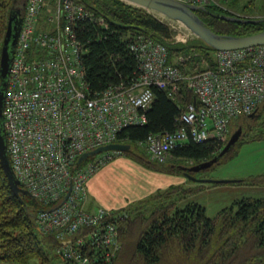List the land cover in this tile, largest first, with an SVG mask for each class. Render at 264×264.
I'll list each match as a JSON object with an SVG mask.
<instances>
[{
  "label": "built area",
  "instance_id": "built-area-1",
  "mask_svg": "<svg viewBox=\"0 0 264 264\" xmlns=\"http://www.w3.org/2000/svg\"><path fill=\"white\" fill-rule=\"evenodd\" d=\"M82 20L106 25L75 0H26L7 77L3 127L14 175L39 206L40 231L54 236L68 263L109 264L120 248V216L104 207L88 210L85 201L89 177L119 152H102L84 163L86 158H78L118 142L123 128L144 124L154 86L173 98L180 82L194 100L181 108L180 127L146 136L149 159L163 162L188 140H224L231 121L256 112L264 101V44L215 51L213 66L185 74L168 61L163 43L136 35L128 48L138 59L139 73L91 95L81 63L85 49L74 32Z\"/></svg>",
  "mask_w": 264,
  "mask_h": 264
},
{
  "label": "trees",
  "instance_id": "trees-1",
  "mask_svg": "<svg viewBox=\"0 0 264 264\" xmlns=\"http://www.w3.org/2000/svg\"><path fill=\"white\" fill-rule=\"evenodd\" d=\"M75 1L102 16L106 22V25H101L92 20H82L74 27L85 49L81 63L91 95L109 85L130 81L139 73L138 59L128 48L136 35L163 43L168 50V61L185 74L215 64L214 49L196 37L185 42L175 41L171 26L144 8L122 0ZM25 2L0 0V51L11 7H20L23 11ZM230 10L215 0L204 9L197 10L196 14L209 28L221 34L246 35L264 29V21L239 23L223 18V15H236ZM180 56L183 60L178 59ZM153 94L146 111V122L127 126L118 133V142L130 144V149L118 154L132 157L148 169L174 173L175 169L183 172L180 166L175 167L176 161L198 163L210 159L225 144L228 137L221 141L188 140L173 147L163 162L141 156L143 153L133 148L143 144L150 133L173 131L180 127L181 108L194 100V93L185 82L179 83L173 98L168 96L166 89L156 86ZM263 106L264 101L256 114H260ZM247 120V116H240L231 123L239 125ZM258 139H247L242 135L235 144ZM226 155L227 152L219 161ZM94 156L89 155L82 163ZM241 182L264 184V173L244 178ZM203 187L204 184L195 187L171 185L115 210L120 216L117 221L120 248L109 264H114L120 257L125 258L126 264H163L172 255L181 257L187 264H264V197L235 199L215 216L209 217L201 204L194 200L184 202ZM38 209L32 197L19 198L11 191L0 166L1 261L55 264L54 258L60 255L58 242L53 235L37 229L35 214ZM35 259L38 261L33 262ZM63 264L71 263L63 260Z\"/></svg>",
  "mask_w": 264,
  "mask_h": 264
},
{
  "label": "rangeland",
  "instance_id": "rangeland-1",
  "mask_svg": "<svg viewBox=\"0 0 264 264\" xmlns=\"http://www.w3.org/2000/svg\"><path fill=\"white\" fill-rule=\"evenodd\" d=\"M216 1L224 3L228 6L233 14L239 16L264 17V0H229L230 2H226L225 0ZM156 16L171 26L173 39L175 41L177 40L176 37L178 40H187L186 37L188 36V31L179 26L177 22L159 14H156ZM178 33L179 35H177ZM188 37L189 39L191 38V36ZM263 107H261V109ZM261 109L259 111L260 114H256L254 118L247 120L245 123L247 126L243 128V136L245 135L247 139L259 137L258 140H250L248 142L235 144L232 150L228 151L227 155L217 164L198 173H192V175L213 179H233L242 178L249 173L264 171V110L261 111ZM231 124L232 125L229 127L230 133L227 137H229L230 134L239 127V125L234 122ZM133 149L141 151L143 153L141 156L147 157L146 149L143 144L138 145ZM96 156L97 155H95L94 158ZM194 163L195 162L193 161L179 160L175 162V167L177 168V165L180 167L191 166ZM148 171L149 170L145 168L144 165L142 166V164L134 158L124 154H116L108 158L96 169L95 172L97 173L94 178L92 177V184L94 185V190L101 195L103 199L108 201L116 199L119 200L123 195L128 196L132 193L131 187L134 186V182H143L149 180V178L150 181H153V178L149 175ZM174 171L175 172L172 174V177L179 176L183 180V182L178 185H183L184 187H195L199 184H204L206 185L205 187H209L207 190L201 189L199 192L190 195L184 201L187 202L196 198V200H198L201 204H204L203 207L205 206L206 215L209 217H213L217 214L218 209L221 208L220 205L222 201L229 200L234 196H240L238 198H242L243 196H263L259 194H264V186L261 185L236 182L239 183L238 185H241V187H246L247 189L243 190V193H240V195H237L239 193L236 190H225L228 189L225 184L233 183H220L218 184L219 186H216L217 184L199 183L188 179L183 175V172L178 169H175ZM233 185H235V183ZM57 252L59 253L58 245ZM180 258L181 257L172 255L170 259L167 258L163 264H187ZM37 261L38 259L33 260V262ZM54 262L55 264H63V258L58 254L57 257L54 258ZM4 263L17 264L10 261H4ZM114 264H126V260L124 257H120L119 259H116Z\"/></svg>",
  "mask_w": 264,
  "mask_h": 264
},
{
  "label": "water",
  "instance_id": "water-1",
  "mask_svg": "<svg viewBox=\"0 0 264 264\" xmlns=\"http://www.w3.org/2000/svg\"><path fill=\"white\" fill-rule=\"evenodd\" d=\"M126 3L135 5L146 9L153 14H159L165 18H168L178 25L190 32L192 37H196L203 41L206 45L214 49L219 50H231L241 49L252 46L264 44V29L255 33L246 35H231L221 34L213 31L209 28L203 20L196 14L199 9H204L205 6H199L182 2L180 0H122ZM21 10V9H20ZM18 7H11L8 15L7 27L3 38V43L0 52V166L3 171L4 177L11 191L19 198L22 196H31V194L24 189L18 179L15 177L11 168L9 158L7 155L6 139L3 127V104L5 89L7 84V77L9 73L10 63L12 60L14 47L17 41V37L21 27V18ZM223 18L239 23H254L264 21V17H245L239 15H223ZM14 24V25H13ZM16 24V27H15ZM256 112L248 115L250 118L255 117ZM242 135V128L239 126L234 132L230 134L225 144L219 149V151L210 159H205L201 162L194 163L191 166H181L183 175L188 179L199 183H236L242 179H213L197 177L192 173H198L205 169L210 168L214 164L218 163L220 158L228 152ZM130 149V144L122 142H114L106 145L99 146L91 151L83 153L78 162L82 161L89 155H96L105 151H119L123 152ZM68 195V192L66 196ZM39 230V228H37Z\"/></svg>",
  "mask_w": 264,
  "mask_h": 264
},
{
  "label": "crops",
  "instance_id": "crops-1",
  "mask_svg": "<svg viewBox=\"0 0 264 264\" xmlns=\"http://www.w3.org/2000/svg\"><path fill=\"white\" fill-rule=\"evenodd\" d=\"M145 168H147V167H145ZM148 170H149L148 173L153 178V181H150V178H149V180H146L143 182H141V181L134 182L133 183L134 186L131 187L132 193L130 195H128V196L123 195L121 197V199H119V200L116 199L113 201H111V200L108 201L106 199H103L102 196L99 195L94 190L95 188H94V185L92 183H93V178L96 176L97 172L93 173L89 177V179L87 180V198L85 201V208L88 210H94L97 207H104V208L110 209V210L120 209L122 207H125L127 204H129L131 202L140 200V199L147 197L148 195L155 193L159 190L166 189L167 187H169L171 185H175V184H179V183L183 182L182 178L179 176H176V177L173 176L172 177L173 173L160 172V171H155V170H151V169H148ZM261 173H264V171L258 172V173H249V174L243 176L242 178H237V179H244V178H248L250 176L261 174ZM234 177H240V176H234ZM233 184H225L226 188H228L225 190H233V191L236 190L239 193L237 195H240V193H243V190H247L246 187L244 188V187H241V185H238L239 183H235V185H233ZM246 184H242V185H246ZM216 186H219V185L217 184ZM261 186H264V184H261ZM211 188H216V187H211ZM203 189L207 190V189H209V187H203ZM251 195H256V194H251ZM259 195H263V196L256 195V196H243V197H264V194H259ZM238 197H240V196H234L233 198H230L229 200L222 201L221 205H220L221 208H219L218 211L220 209H222L223 207L231 204V202L235 199H238ZM193 199L195 202L200 203L198 200H196V198H193ZM201 205L203 206L204 204H201ZM204 208H205V206H204ZM205 211H206V209H205ZM0 264H6V263H4V261L0 260Z\"/></svg>",
  "mask_w": 264,
  "mask_h": 264
},
{
  "label": "flooded vegetation",
  "instance_id": "flooded-vegetation-1",
  "mask_svg": "<svg viewBox=\"0 0 264 264\" xmlns=\"http://www.w3.org/2000/svg\"><path fill=\"white\" fill-rule=\"evenodd\" d=\"M19 8V12H20V17L19 18H21V13H22V11L20 10V7H18ZM14 25V24H13ZM15 27H16V24H15ZM248 119H250V117H247ZM246 123V122H245ZM245 123H242V124H239V126L242 128V135H243V128L245 127V126H247ZM245 124V125H244ZM241 135V136H242ZM221 149V148H220Z\"/></svg>",
  "mask_w": 264,
  "mask_h": 264
}]
</instances>
